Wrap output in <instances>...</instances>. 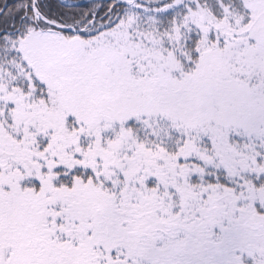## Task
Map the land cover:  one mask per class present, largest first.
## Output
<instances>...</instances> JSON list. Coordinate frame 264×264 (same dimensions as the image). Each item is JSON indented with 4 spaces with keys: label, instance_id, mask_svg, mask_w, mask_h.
<instances>
[{
    "label": "snow or ice",
    "instance_id": "6c2138e0",
    "mask_svg": "<svg viewBox=\"0 0 264 264\" xmlns=\"http://www.w3.org/2000/svg\"><path fill=\"white\" fill-rule=\"evenodd\" d=\"M0 264H264V0H0Z\"/></svg>",
    "mask_w": 264,
    "mask_h": 264
}]
</instances>
